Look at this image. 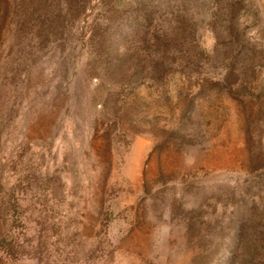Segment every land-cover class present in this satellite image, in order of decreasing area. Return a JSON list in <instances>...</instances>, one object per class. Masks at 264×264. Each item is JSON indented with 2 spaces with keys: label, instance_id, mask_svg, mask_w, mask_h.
Wrapping results in <instances>:
<instances>
[{
  "label": "rangeland",
  "instance_id": "374dc122",
  "mask_svg": "<svg viewBox=\"0 0 264 264\" xmlns=\"http://www.w3.org/2000/svg\"><path fill=\"white\" fill-rule=\"evenodd\" d=\"M0 264H264V0H0Z\"/></svg>",
  "mask_w": 264,
  "mask_h": 264
},
{
  "label": "trees",
  "instance_id": "16d2710c",
  "mask_svg": "<svg viewBox=\"0 0 264 264\" xmlns=\"http://www.w3.org/2000/svg\"><path fill=\"white\" fill-rule=\"evenodd\" d=\"M4 247H5L6 249H8V245H7V244H4Z\"/></svg>",
  "mask_w": 264,
  "mask_h": 264
}]
</instances>
